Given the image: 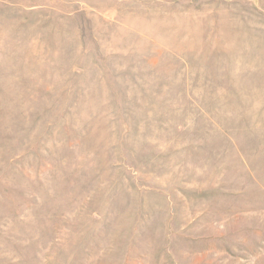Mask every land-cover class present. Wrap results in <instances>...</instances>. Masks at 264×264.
<instances>
[{
    "label": "rangeland",
    "instance_id": "374dc122",
    "mask_svg": "<svg viewBox=\"0 0 264 264\" xmlns=\"http://www.w3.org/2000/svg\"><path fill=\"white\" fill-rule=\"evenodd\" d=\"M0 264H264V0H0Z\"/></svg>",
    "mask_w": 264,
    "mask_h": 264
}]
</instances>
